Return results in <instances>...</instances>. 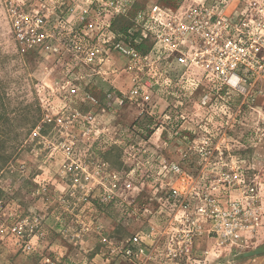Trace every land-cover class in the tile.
Segmentation results:
<instances>
[{"label":"rangeland","instance_id":"obj_1","mask_svg":"<svg viewBox=\"0 0 264 264\" xmlns=\"http://www.w3.org/2000/svg\"><path fill=\"white\" fill-rule=\"evenodd\" d=\"M201 2L0 0V264H264V96L214 92L203 107L209 90L180 65L144 60L150 17ZM171 188L250 203L261 224L235 245L203 232L169 257L168 235L146 236L169 226ZM140 233L145 255L131 258Z\"/></svg>","mask_w":264,"mask_h":264},{"label":"built area","instance_id":"obj_2","mask_svg":"<svg viewBox=\"0 0 264 264\" xmlns=\"http://www.w3.org/2000/svg\"><path fill=\"white\" fill-rule=\"evenodd\" d=\"M234 1V8H231ZM18 29L24 37L23 27ZM147 29L152 35L153 47L144 60L164 59L167 64L180 65L187 81L195 88L209 90L201 106L211 105L214 92L223 100L229 96L241 97V106L264 96V0H204L175 13L153 14ZM26 37L30 46L41 41L39 30L34 28ZM193 72L199 77H193ZM139 90L143 89L138 85L136 91ZM76 116L81 118L77 113ZM85 120L93 123V115ZM70 151L68 148L67 152ZM210 151L203 147L198 155L205 159ZM163 168L173 175L184 173L177 164H164ZM220 182L231 187L232 176L222 175ZM167 195L166 201L172 211L167 218L169 226L164 231L152 227L146 238L168 235L167 254L172 258L188 255L194 237L203 232L214 234L221 245H235L243 232H255L261 224L256 218L258 209L252 208L250 203L227 201L224 205L220 196L204 190L183 192L171 188ZM111 198L107 195V199ZM143 237L140 233L133 238L132 247L125 248L127 256L140 258L145 255ZM149 257L151 259L152 254Z\"/></svg>","mask_w":264,"mask_h":264},{"label":"trees","instance_id":"obj_3","mask_svg":"<svg viewBox=\"0 0 264 264\" xmlns=\"http://www.w3.org/2000/svg\"><path fill=\"white\" fill-rule=\"evenodd\" d=\"M3 118H5L4 116L3 117H1V114H0V121L3 119ZM2 165L0 164V167H1Z\"/></svg>","mask_w":264,"mask_h":264},{"label":"water","instance_id":"obj_4","mask_svg":"<svg viewBox=\"0 0 264 264\" xmlns=\"http://www.w3.org/2000/svg\"><path fill=\"white\" fill-rule=\"evenodd\" d=\"M254 253H249V254H246V256H249V255H253Z\"/></svg>","mask_w":264,"mask_h":264}]
</instances>
